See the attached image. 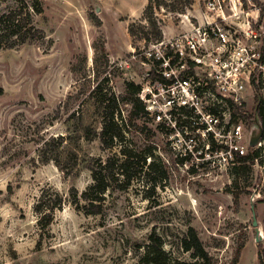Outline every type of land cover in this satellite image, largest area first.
Returning <instances> with one entry per match:
<instances>
[{"label":"rangeland","instance_id":"obj_1","mask_svg":"<svg viewBox=\"0 0 264 264\" xmlns=\"http://www.w3.org/2000/svg\"><path fill=\"white\" fill-rule=\"evenodd\" d=\"M38 1L42 10L33 12V22L45 37L35 33L33 40L0 48V264H139V246L153 231L175 257L191 260V252L180 246L189 226L197 229L216 264H259L264 249V128L261 142L246 139L245 154L230 158L215 153L220 146L208 143L196 129L158 121L149 110L130 121L126 83L141 85L140 97H151L164 75L157 61L169 50L154 38L152 21L161 27L163 42L173 39L203 21L204 0H165L153 16L143 11L133 18L124 13L139 11L142 0ZM241 2L251 11V22L257 18L264 26V0ZM36 5L37 0H0V16ZM232 12L228 7L227 15ZM102 82L103 91L95 97L112 87L123 116L132 122L125 144L150 148L166 178L154 190L144 178H135L123 190L113 182L101 212L88 213L81 193L93 182L90 165L120 149L103 146L101 117L95 100L89 99ZM246 109L248 135L256 125L251 104ZM184 115L185 125L189 120ZM59 135L66 139L63 146ZM53 138L46 147L45 141ZM241 156L254 157L241 161ZM55 191L63 205L44 228L36 205L42 195Z\"/></svg>","mask_w":264,"mask_h":264},{"label":"built area","instance_id":"obj_2","mask_svg":"<svg viewBox=\"0 0 264 264\" xmlns=\"http://www.w3.org/2000/svg\"><path fill=\"white\" fill-rule=\"evenodd\" d=\"M204 7L202 22L157 42L169 50L157 61L163 64L167 82L159 81L148 99L141 97L149 100L146 108L158 121L168 120L185 131L196 129L208 143L220 146L215 153L233 158L245 154L246 139L254 143L263 138L264 26L257 18L251 22L249 16L254 17L241 0H204ZM230 104L246 110V115L247 105L253 107L251 120L256 126L248 135L247 117L233 118ZM181 113L189 120L185 125L178 123Z\"/></svg>","mask_w":264,"mask_h":264},{"label":"trees","instance_id":"obj_3","mask_svg":"<svg viewBox=\"0 0 264 264\" xmlns=\"http://www.w3.org/2000/svg\"><path fill=\"white\" fill-rule=\"evenodd\" d=\"M165 0H149L145 9V14L153 16L155 7L161 5ZM38 5L32 9L18 11L12 9L0 16V48H13L20 44L26 43L35 39V33H40V38L45 37L43 30L38 29L33 22V12H41L42 7L37 0ZM153 36L157 42L163 40V32L156 21H152ZM134 24L129 26L130 35L136 34ZM144 32V30H142ZM149 33L145 32L146 39H149ZM103 81H108L104 78ZM161 82L166 83L165 77L160 78ZM102 83H99L94 90L89 93V99H94L97 104V109L101 117L100 139L104 147L113 148L117 146L119 152H115L106 160L101 158L96 160L95 164L90 165L93 182L81 193V198L88 201L89 205H84L83 208L88 213H100L102 204L107 190L113 182L118 184V188L127 189L131 186L135 178L145 179L149 189L154 190L159 181L166 178V171L162 167H158L155 153L150 149H137L136 147H127L126 128L130 123H127L123 116V109L120 106L121 99L113 90L112 87L104 91L101 98L97 99L96 94L101 91ZM128 100L132 105L130 121L139 118L143 113L148 114L144 101L140 97L141 85L132 81L126 83ZM103 91V90H102ZM96 98V99H95ZM85 101V100H84ZM233 111V118L238 120L241 117L246 118V113L243 108L230 104ZM260 114L264 119V108L260 106ZM179 125L184 124L183 118L178 116ZM55 138L47 139L45 145L50 146ZM59 145L63 146L65 142L64 135L58 136ZM257 152V151H256ZM257 156L258 152L255 153ZM254 156H241V161L252 160ZM54 160L60 165L62 170H65L60 163L59 157ZM74 203L76 207L81 206L79 195L74 193ZM63 205V198L58 192L54 195L45 194L41 196L37 205L36 211L39 213L40 225L47 228L54 220L55 210L60 209ZM181 248L186 252H191V260L175 257L173 253L165 248L164 238L153 231L148 241L140 245L141 253L139 256V264H216L214 258L204 247V244L199 237L197 229L194 226H189L186 234L181 239ZM241 249L237 250V257L240 255ZM259 264H264V249L258 254Z\"/></svg>","mask_w":264,"mask_h":264},{"label":"crops","instance_id":"obj_4","mask_svg":"<svg viewBox=\"0 0 264 264\" xmlns=\"http://www.w3.org/2000/svg\"><path fill=\"white\" fill-rule=\"evenodd\" d=\"M148 1H149V0H142L141 5H140V9H139V11H137L136 13L131 12V13H127V14L124 13V14L127 15V16L130 17V18H133V17H137V16H139V15L144 11V9H145V7H146Z\"/></svg>","mask_w":264,"mask_h":264},{"label":"water","instance_id":"obj_5","mask_svg":"<svg viewBox=\"0 0 264 264\" xmlns=\"http://www.w3.org/2000/svg\"><path fill=\"white\" fill-rule=\"evenodd\" d=\"M253 213H254L253 224L255 226V231H256V234H257V241H258L261 238V234H260V227H259V222L257 220V215H256L255 207H253Z\"/></svg>","mask_w":264,"mask_h":264}]
</instances>
